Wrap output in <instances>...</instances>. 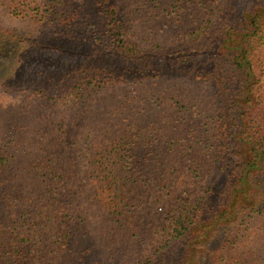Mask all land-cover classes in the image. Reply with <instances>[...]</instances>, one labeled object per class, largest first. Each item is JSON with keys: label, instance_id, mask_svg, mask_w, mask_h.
<instances>
[{"label": "trees", "instance_id": "1", "mask_svg": "<svg viewBox=\"0 0 264 264\" xmlns=\"http://www.w3.org/2000/svg\"><path fill=\"white\" fill-rule=\"evenodd\" d=\"M45 1L47 22L65 28L55 34L70 37L93 16L98 42L86 60L58 71L66 76L52 89L34 88L31 110L12 128L14 119L0 113V264H98L91 258L107 247L125 251L140 229L137 210L152 191L181 186L187 170L204 172L198 190L164 208L162 246L131 264H264V0H218L187 33L146 39L129 36L133 17L154 23L195 0ZM2 36L7 45L28 37ZM106 54L121 60L100 63ZM167 77L202 85L206 97L175 84L151 99L126 93L105 120L86 123L73 157V116L89 94ZM41 111L53 115L47 144L33 128ZM160 251L172 254L169 263Z\"/></svg>", "mask_w": 264, "mask_h": 264}, {"label": "rangeland", "instance_id": "2", "mask_svg": "<svg viewBox=\"0 0 264 264\" xmlns=\"http://www.w3.org/2000/svg\"><path fill=\"white\" fill-rule=\"evenodd\" d=\"M85 1L87 0H76L77 3H84ZM217 1L195 0L191 4L177 5V8L171 11L170 14L163 12L159 15L154 20L155 22L153 21L154 23L149 21L148 24H144L133 17L127 32L134 39L154 38L158 34L176 36L187 33L209 14L210 9ZM46 3L45 0H39L38 3L34 0H13L10 4H6L4 0H0V34L19 35V32H24L30 38L16 36L8 41V45L3 44V36L0 38V79L5 82L3 84H6V86L0 87V113H5L8 118L14 119L12 123H7V126L11 128L12 125H15L17 116H24L31 110L28 102L32 99H29L28 96L34 88L43 86L45 89H52L56 81L63 80L66 76L63 75L62 78H59L58 71H66L68 67L69 69L72 68L73 63L86 60L85 57L92 49L93 43L97 44L98 42H94L93 38L95 37L90 32L88 25L89 20L92 24L98 25L99 19L93 16L92 18H85L74 27H71L69 29L70 37L61 36V32L55 34L56 30L61 29L62 25L57 27L47 22L48 7ZM246 5H243L242 9ZM15 6L23 10L21 12L12 11ZM100 31L102 30L100 29ZM98 36L100 40L103 34L100 33ZM34 38L36 40L33 44L25 45ZM104 38H106V35H104ZM120 60L115 55L109 54L100 57V63L106 65H115ZM55 76L58 77L53 78ZM10 83H13L11 87L8 85ZM172 84H175L178 88L187 89L188 94L198 96L200 99L206 97L202 85L178 77H167L155 81H145L144 83L129 81L89 94L82 104L77 106L75 116H73L70 136L73 157H79L78 148L84 142L86 123L90 120L95 123L100 122L102 119L105 120L107 106L114 105L123 99L126 93L133 91H136L139 95L145 94L149 99L161 97L163 88L166 86L171 87ZM150 109L156 110L153 106L150 108L135 106L132 111L140 112L139 110H142V112H145ZM158 111H162L164 116L169 113L167 107L163 108L162 106ZM199 119L207 121V113H203ZM52 121L53 115L51 113L49 115L44 111H41L33 121L35 134L44 144L48 143L50 128L54 127ZM203 173L187 170L184 174L186 179L181 186H169L166 189L152 191L148 200L136 212L140 229L136 235L132 236L128 249L116 253L115 250L107 247L104 251H101L102 257L99 256L97 260L91 258V262L98 264H131L135 258L153 253L163 242L161 233L162 211L171 201L192 196L200 186V176ZM254 230L258 229H254L253 226L249 228L251 232ZM93 238L92 242L97 243L94 244V248L98 251L100 244L96 237ZM163 252L158 253V260L160 261L163 258V262L169 263L172 254L167 253V251ZM155 262V264H164L158 263L157 259Z\"/></svg>", "mask_w": 264, "mask_h": 264}]
</instances>
